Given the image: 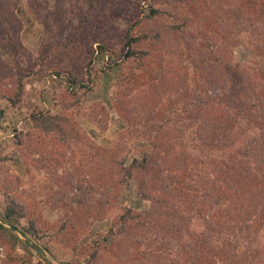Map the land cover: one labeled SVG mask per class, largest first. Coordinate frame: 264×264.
Listing matches in <instances>:
<instances>
[{
	"label": "trees",
	"instance_id": "trees-1",
	"mask_svg": "<svg viewBox=\"0 0 264 264\" xmlns=\"http://www.w3.org/2000/svg\"><path fill=\"white\" fill-rule=\"evenodd\" d=\"M170 1L88 0V11L79 15L73 30L72 21L65 28L68 39L41 58L42 65L80 51L78 63L69 60L71 69L51 73L65 80L70 97L77 100V90L88 89L106 70L118 73L112 105L123 129L110 146L95 145L71 126L65 129L63 117L43 111L29 115L27 140L40 144L51 138L52 159H59V147L70 151V160L60 165L64 179L79 180L80 173L97 179L101 189L93 188L90 204L97 205L96 214L112 210L114 219L103 240L123 236L133 241V264H142L141 257L146 264H264V0L164 3ZM115 15L123 17L124 28L111 24ZM55 17L63 22L56 12L43 21L50 35L49 20L57 23ZM17 23L13 9L0 0V37L14 54ZM63 33L58 29L53 41ZM236 44H244L257 63L231 68ZM155 50L165 57H156ZM99 57L107 62L97 68ZM130 63L137 65L136 72ZM15 68L7 69L0 59V101L13 106L21 102L23 81L40 71L17 63ZM138 76L155 87L144 94L134 92L141 82ZM5 79L13 89L1 88ZM163 90L175 96L164 99L157 110ZM205 103L209 107L202 113ZM99 111L101 117L92 121L104 127L107 113L102 107ZM6 120L0 106V130ZM12 133L10 141L22 147L21 133L16 128ZM81 154L84 162L77 168L73 160ZM129 155L134 157L127 163ZM94 159L92 170L89 162ZM131 181L136 196L149 202L146 211L107 199L111 195L120 201L118 189ZM65 187L71 184L64 182L60 188ZM24 212L23 205L6 196L0 210V248L10 257L34 246V223L20 226ZM95 258L91 254L87 264Z\"/></svg>",
	"mask_w": 264,
	"mask_h": 264
},
{
	"label": "rangeland",
	"instance_id": "rangeland-1",
	"mask_svg": "<svg viewBox=\"0 0 264 264\" xmlns=\"http://www.w3.org/2000/svg\"><path fill=\"white\" fill-rule=\"evenodd\" d=\"M6 3L13 9L14 16L18 20L19 43L14 44V54L10 50L12 46L0 37V59L7 69H12L14 72L15 63L25 69L33 67L40 71L23 81L20 103L13 106L8 102L0 101L7 119L0 130V157H5V160L0 162V210L4 206L6 196L14 198L23 205L25 211L20 226L27 227L33 222L37 234L31 240L34 243L33 247L29 245L26 249H18L11 253L17 254L16 257L8 256V253L0 248V264H74V261L87 264L93 253H96V258L90 264H133L134 259L129 255L131 251H137L133 241L129 242L123 236L117 240L110 237L108 240H103L110 227L114 226V219L112 210H107L105 214H96L97 205L90 204L89 196L96 187L97 179L90 175L81 176V173L79 180L64 179L66 176L60 165L70 160L72 157L70 151L59 147L57 150L61 156L59 155L57 160V156H53L52 159L49 156L50 148H53L50 144L51 138H43L40 144L32 139L27 140V134L30 132L28 125L31 122L29 115L34 111L63 117L67 120V123H64L65 129L71 126L75 129V134L84 135L97 146L107 148L122 132V117L112 105V93L115 91L118 75L116 71L106 70L94 83L88 84V89L77 90L79 97L77 100L70 97L65 80L58 79L51 73L61 69H71V61L78 63L77 53L80 51L74 50L64 61L60 56H55L41 65L42 56L54 44H63V41L68 39V29L65 28L72 21L71 30H73L79 15L88 11V0H6ZM164 3H172V0ZM141 5L144 7L146 3L142 2ZM128 8L131 14L134 6L130 4ZM72 10H76L77 13L72 14ZM54 12L63 17V22L59 21L58 17H55L59 19L57 23L49 20L53 30L50 35L43 21L47 15ZM99 13H101L100 9L96 13V18ZM111 24L120 28L126 26L123 17L117 15L114 16ZM96 25L98 27V23ZM58 29H64V33L61 36L57 35V40L53 41L52 37L58 33ZM96 42L97 40L92 41V49H96ZM155 53L156 57L160 56L158 50H155ZM164 57L165 54L162 58ZM232 59L230 67L233 69H236L237 65L244 67L257 63L256 55L244 44H236L232 51ZM106 62L105 57L104 59L99 57L96 67L100 68L99 63ZM130 65V68L136 72L137 65L135 63ZM138 79L141 82L135 84L134 92L144 94L155 87L147 83L145 78L138 76ZM6 81L8 84H5ZM9 83V80L5 79L1 88L13 89ZM160 95L157 110L163 107L164 99L174 97L175 93L163 90ZM100 107L107 113L104 127H99L92 121L101 117ZM208 107L209 104L205 103L201 112L204 113ZM15 128L21 133L19 136L24 142L20 148L13 144V140L10 141L13 139L12 130ZM190 133H194L192 127ZM172 151L174 152L175 149ZM30 155L33 156L29 157ZM133 157L129 155L125 162L128 163ZM82 162H84L83 154L73 160L77 168L81 167ZM34 163L38 167H35ZM89 165L93 170L95 159L91 160ZM64 182L70 183L71 187L60 188ZM99 189L101 188L96 187L95 190L99 191ZM118 192L120 201L117 202V199L112 198L111 195L107 199L111 203L116 202L119 206H128L134 211L141 212L148 209L149 202L136 196L135 181L129 182L126 188L120 187ZM19 238L21 241L25 240L22 236ZM127 250L129 252L124 256ZM143 260L142 257L138 258L139 263L146 264Z\"/></svg>",
	"mask_w": 264,
	"mask_h": 264
}]
</instances>
